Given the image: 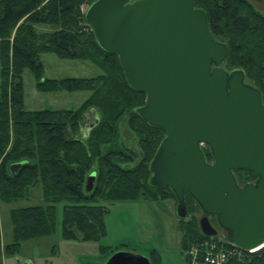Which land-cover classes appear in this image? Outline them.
I'll return each mask as SVG.
<instances>
[{
    "label": "trees",
    "instance_id": "1",
    "mask_svg": "<svg viewBox=\"0 0 264 264\" xmlns=\"http://www.w3.org/2000/svg\"><path fill=\"white\" fill-rule=\"evenodd\" d=\"M95 1L0 0V77L4 80L0 90V201L27 200L32 188L40 189L36 206L12 211L15 243L6 248L7 253L18 251L27 239L56 232V203L68 204L63 224L67 238L77 240V231L83 242H99L107 234L105 216L109 210L103 202L158 201L160 197L177 201L169 188L149 182V165L165 133L135 112L145 104L146 95L129 86L118 56L99 46L87 24L81 6ZM195 6L206 12L214 37L228 46L224 67L228 71L243 70L247 81L261 91L264 103V14L249 0H195ZM37 26L54 31L38 33ZM50 53L89 60L103 74L93 79H48L41 56ZM26 70L40 91L87 89L92 96L77 112L26 111L22 77ZM89 109L99 121L91 127L87 139L70 137V132L80 133ZM126 110L144 134V157L133 168L121 165L131 161L123 152L102 154L101 150L111 142L115 131L112 122ZM205 153L211 160L209 149ZM19 163L21 166L12 173L11 166ZM95 164L98 170L92 169ZM92 173L96 174L94 187L87 192V179ZM235 176L240 186L256 181L249 171H236ZM186 201L188 208L196 204L190 195H186ZM186 220L180 219L187 234L182 242L184 257L194 245L207 241L228 244L224 238L203 235L194 218ZM153 255L158 264L159 254L153 250ZM226 264H264V251L232 258Z\"/></svg>",
    "mask_w": 264,
    "mask_h": 264
},
{
    "label": "water",
    "instance_id": "2",
    "mask_svg": "<svg viewBox=\"0 0 264 264\" xmlns=\"http://www.w3.org/2000/svg\"><path fill=\"white\" fill-rule=\"evenodd\" d=\"M85 18L99 46L118 56L129 86L146 95L135 112L165 133L149 165L150 184L174 193L179 219L190 216V195L204 214L203 235H219L215 217L228 243L246 250L263 245V97L243 70L224 67L229 49L214 37L206 12L195 0H96ZM242 170L256 181L240 186L235 172ZM95 179L88 177L87 192ZM105 264L151 263L116 252Z\"/></svg>",
    "mask_w": 264,
    "mask_h": 264
},
{
    "label": "rangeland",
    "instance_id": "3",
    "mask_svg": "<svg viewBox=\"0 0 264 264\" xmlns=\"http://www.w3.org/2000/svg\"><path fill=\"white\" fill-rule=\"evenodd\" d=\"M254 8L264 14V0H249ZM91 4L81 6V11L86 12ZM54 31L51 27L37 26V32ZM44 65V76L48 79L85 78L93 79L103 74V71L89 60L59 57L56 54L41 56ZM1 72V67H0ZM23 95L25 110L39 111H72L81 110L92 92L85 90H59L58 92H44L37 88V83L29 70L23 74ZM0 77V90L3 83ZM11 102V99H10ZM97 110V109H96ZM97 115L93 109L84 113V122L76 137L86 140L91 130L92 123ZM113 123L114 134L108 145L101 146L102 154L119 151L123 152L131 161L121 164L124 168H133L138 165L143 157L141 132L131 119L130 110L124 113ZM12 135V133H11ZM10 142L6 154L11 148ZM208 149L204 147V151ZM5 157V156H4ZM1 160H4L2 158ZM213 162V159L209 160ZM1 163V162H0ZM98 165L93 170H98ZM31 198L18 200L11 203L0 201V264H105L116 252H132L146 256L151 264H156L153 250L159 254L158 264H190L187 261V252L184 257L182 242L187 235L177 217V201L171 198L160 197L158 201L140 200L138 202L102 203L109 211L105 216L107 234L99 242H83L79 232L77 240L67 238L64 234L63 224L65 219L64 207L66 202L56 203V232L49 236H36L21 243L19 250L10 254L6 248L14 245V224L12 211L18 208L36 206L39 200L40 189L32 188ZM49 204V203H48ZM43 207L47 203L42 202ZM188 207V205H187ZM189 218H194L198 223L204 216L198 204L194 203L188 208ZM212 225L219 231L218 238H223L224 232L219 228L217 219L210 217ZM74 234V235H75Z\"/></svg>",
    "mask_w": 264,
    "mask_h": 264
},
{
    "label": "built area",
    "instance_id": "4",
    "mask_svg": "<svg viewBox=\"0 0 264 264\" xmlns=\"http://www.w3.org/2000/svg\"><path fill=\"white\" fill-rule=\"evenodd\" d=\"M261 251H264V244L246 250L230 243L207 241L203 245H194L186 257L190 264H226L232 258L241 259Z\"/></svg>",
    "mask_w": 264,
    "mask_h": 264
},
{
    "label": "flooded vegetation",
    "instance_id": "5",
    "mask_svg": "<svg viewBox=\"0 0 264 264\" xmlns=\"http://www.w3.org/2000/svg\"><path fill=\"white\" fill-rule=\"evenodd\" d=\"M254 182H255V181H254ZM254 182H253V183H254Z\"/></svg>",
    "mask_w": 264,
    "mask_h": 264
}]
</instances>
